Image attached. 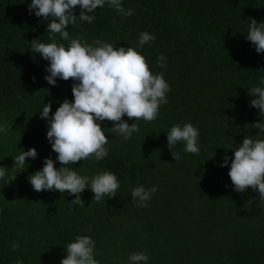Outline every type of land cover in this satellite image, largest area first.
<instances>
[{
  "label": "trees",
  "instance_id": "obj_1",
  "mask_svg": "<svg viewBox=\"0 0 264 264\" xmlns=\"http://www.w3.org/2000/svg\"><path fill=\"white\" fill-rule=\"evenodd\" d=\"M30 3L0 0V123L8 128L0 135V166L8 172L0 181V264H60L78 235L95 241L99 264H127L137 251L149 255L148 264H264V202L250 187L235 191L230 165L220 166L243 138H257L253 123L262 120L249 102L251 89L264 78V53L245 36L249 18L264 21V0H123L133 16L123 18L105 6L97 8L92 24L68 26L70 38L114 47L136 48L141 32L153 34L156 39L137 50L171 89L156 120L124 117L139 125L130 140L110 133L113 122H101L108 156L72 167L89 177L111 171L121 186L105 203L86 189L84 206L73 207L67 192H37L28 180L44 158L55 161L57 155L40 110L51 103L55 112L63 100L71 101L74 83L57 79L52 86L44 79L48 62L32 52L31 41L51 42L49 21L30 13ZM57 43L67 47L69 41L57 34ZM161 53L167 57L164 69L157 65ZM186 122L199 130L200 154L185 153L181 143L176 151L182 159L174 161L165 132ZM30 147L37 158H26L27 167L16 173L15 157ZM140 184L158 188L148 207L131 199ZM13 242L20 245L15 251Z\"/></svg>",
  "mask_w": 264,
  "mask_h": 264
},
{
  "label": "clouds",
  "instance_id": "obj_2",
  "mask_svg": "<svg viewBox=\"0 0 264 264\" xmlns=\"http://www.w3.org/2000/svg\"><path fill=\"white\" fill-rule=\"evenodd\" d=\"M105 6L123 18L135 14L134 9L123 7V0H31L28 4L30 13L49 21L46 30L50 33L51 42H42L39 38L31 41L32 52L48 62L44 79L52 86L57 79L67 81L71 78L74 81L71 101L63 100L55 112L51 111V103H44L40 110V118L48 124L46 137L57 155L55 161L50 157L44 158L42 168L30 174L28 180L37 192H67L73 197L68 202L71 207L84 206L82 193L86 189L93 193L92 199L97 203H105L106 199L117 196L120 189V181L111 171H100L89 177L72 167L79 161H101L108 156L106 145L109 139L101 122H113L112 127L107 128L110 133L125 141L130 140L134 133L140 131L139 125L129 124L124 117L132 121L156 120L160 106L168 102L167 93L171 90L163 73L153 74L146 58L137 50L151 44L156 39L153 34L141 32L136 48L114 47L98 39L89 44L79 38H70L68 26H75L78 20L92 24L97 19V8ZM76 8L79 9L78 15L74 12ZM246 29L245 39L251 42L258 54L264 53V21L249 18ZM57 34L60 40L69 41L67 47L57 43ZM157 65L161 69L166 68L167 57L163 53L157 57ZM260 85L251 89L250 94L254 98L249 102L262 117L261 121L253 123L258 130L257 138H243L239 147L232 149L231 157L224 155L220 166L230 165L228 175L235 191L244 192L250 187L258 191L259 200L264 202V138H260L264 133V78ZM7 131V126L0 123V135ZM165 134L174 161L182 159L180 152L176 151V146L181 143L185 153L200 154V133L192 123L175 124ZM26 158H37L34 147L27 151L22 149L15 157L16 173L27 167ZM57 161L60 167H54ZM7 176L5 166H0V181H5ZM157 191L155 185L145 188L140 184L131 189V199L136 207H148ZM19 247V243L13 242V251ZM65 250L66 255L60 264H99L95 258V241L89 235L76 236ZM148 262L149 255L144 251L132 252L127 258V264ZM17 264H23V261L18 260Z\"/></svg>",
  "mask_w": 264,
  "mask_h": 264
}]
</instances>
